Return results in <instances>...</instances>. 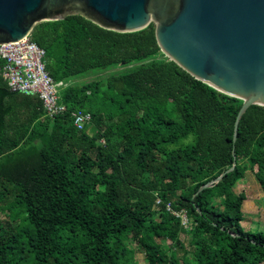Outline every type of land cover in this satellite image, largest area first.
I'll list each match as a JSON object with an SVG mask.
<instances>
[{
  "label": "trees",
  "instance_id": "trees-1",
  "mask_svg": "<svg viewBox=\"0 0 264 264\" xmlns=\"http://www.w3.org/2000/svg\"><path fill=\"white\" fill-rule=\"evenodd\" d=\"M30 39L51 78L69 82L68 111L92 120L78 130L69 112L46 118L37 96L0 76V204L12 196L3 207L17 223L0 224V264H137L136 253L147 264H264V233L243 229L247 197L233 191L247 172L264 191V107L246 110L233 141L242 101L160 59L153 25L118 33L74 15ZM123 64L136 65L71 84Z\"/></svg>",
  "mask_w": 264,
  "mask_h": 264
},
{
  "label": "water",
  "instance_id": "water-1",
  "mask_svg": "<svg viewBox=\"0 0 264 264\" xmlns=\"http://www.w3.org/2000/svg\"><path fill=\"white\" fill-rule=\"evenodd\" d=\"M74 15L118 33L153 25L169 61L242 101L233 141L246 110L264 107V0H0V45L30 36L39 23Z\"/></svg>",
  "mask_w": 264,
  "mask_h": 264
},
{
  "label": "built area",
  "instance_id": "built-area-1",
  "mask_svg": "<svg viewBox=\"0 0 264 264\" xmlns=\"http://www.w3.org/2000/svg\"><path fill=\"white\" fill-rule=\"evenodd\" d=\"M30 36L17 42L0 45V60L4 62L0 68V76L11 91L37 96L46 118L53 119L69 112L74 126L78 130L84 129L91 123V115L81 111H68L61 100L60 92L69 85V82L54 81L51 78L45 69V52L31 41ZM100 143L103 144L104 141L101 140ZM167 210L171 212L169 206ZM172 214L179 217L182 224L187 226L185 213Z\"/></svg>",
  "mask_w": 264,
  "mask_h": 264
},
{
  "label": "rangeland",
  "instance_id": "rangeland-1",
  "mask_svg": "<svg viewBox=\"0 0 264 264\" xmlns=\"http://www.w3.org/2000/svg\"><path fill=\"white\" fill-rule=\"evenodd\" d=\"M162 54V53H161ZM166 56L162 54L160 59H165ZM136 65V64H135ZM134 64H123L109 70H97L92 72L86 77H78L71 80V84H82L85 82H90L93 80L101 79L110 74H117L124 70H127L135 66ZM93 130L89 133L91 134ZM235 194L244 192L247 200L244 202L242 207V212L244 219L241 223L245 231H260L264 233V191L260 189L258 183L256 182L252 173L247 172L244 179L238 181L233 188ZM8 198V199H7ZM6 199L0 204V224H8L9 217L8 212L5 210L4 203H8L12 196H7ZM2 209V210H1ZM155 219L158 220V215L155 216ZM12 227H16L17 223H9ZM180 241L187 246V243L190 240L189 236L181 234L179 236ZM163 251L166 253L169 252L172 245L170 241H159ZM135 261L137 264H147L145 256L141 253L135 254Z\"/></svg>",
  "mask_w": 264,
  "mask_h": 264
}]
</instances>
